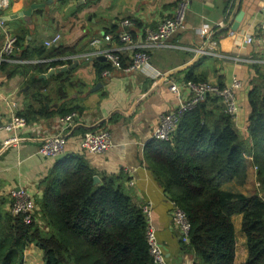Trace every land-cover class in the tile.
Returning <instances> with one entry per match:
<instances>
[{
	"label": "crops",
	"instance_id": "0c3cea01",
	"mask_svg": "<svg viewBox=\"0 0 264 264\" xmlns=\"http://www.w3.org/2000/svg\"><path fill=\"white\" fill-rule=\"evenodd\" d=\"M178 0H11L10 6L0 11V49L6 35H25L24 47L43 45L44 40L56 33H61L59 46L66 49V54L54 58L34 57L24 66L49 65L47 75L52 69L67 68L54 74H64L52 83L53 101L49 108L58 109L61 105L68 108L80 107L79 121L67 132L65 153L80 152L79 140L82 130L98 126L105 122L112 134L113 147L103 154H86L91 166L96 170L100 181L102 175H120L125 173L124 186L128 188L137 204L143 207L151 204L150 222L156 229L158 239L166 250L170 264H191L195 256L181 247L179 232L172 220V201L164 192L156 176L145 160V149L153 140V132L160 121V116L177 108L180 98L187 96L182 90L175 94L163 79H156L146 70L125 71L115 69L109 78L101 79L96 74L94 62L76 55L91 53V42L96 37H103L107 29L124 18L136 20L132 30L137 34L136 41H142L143 31L155 29L166 18L173 17L179 5ZM185 28L177 32L170 40V47L159 48L151 55V64L161 71H172L174 80H181L185 73L192 72L196 77L206 76L209 81L228 83L238 76L247 80L238 97L241 104L240 116L235 122L238 130L244 133L246 128V103L248 100L249 68L241 60L264 57V48L256 39L251 45L244 42L246 36L257 38L260 22L264 16V0H187ZM45 2L43 8L34 10L31 16L4 20V16L19 13L32 3ZM182 0H180V3ZM244 12L237 30H233L235 18ZM219 22L224 25L217 26ZM208 23L218 38L219 50L229 58L206 56L195 52L206 36L200 28ZM112 43L103 42L102 46ZM130 55L129 52L125 53ZM128 56V57H129ZM69 58V59H68ZM131 59V58H130ZM107 61V60H102ZM21 72L12 77L0 71V124L12 118L9 102L18 103L17 113L24 108L29 85L27 75ZM31 70L29 74H32ZM101 82L102 86L96 87ZM64 87L67 96L61 97L57 91ZM97 88V89H95ZM54 118L40 119L29 124L21 134L18 148H5L0 143V207L9 209V192L14 187H24L35 197L41 196L40 182L45 178L57 158H45L36 154L37 148L46 139L58 133V122ZM3 134L0 135V140ZM248 162V180L243 186L235 182L223 185L226 190L251 195L258 192L256 171L253 157H246ZM134 184H131V182ZM251 188L254 190L251 192ZM236 229L235 264H245L248 256L247 239L242 230V215H234ZM239 233V239L237 234ZM240 248L244 247V256L239 258ZM42 261L38 262L39 256ZM43 252L35 244H30L24 253V264H43Z\"/></svg>",
	"mask_w": 264,
	"mask_h": 264
},
{
	"label": "trees",
	"instance_id": "16d2710c",
	"mask_svg": "<svg viewBox=\"0 0 264 264\" xmlns=\"http://www.w3.org/2000/svg\"><path fill=\"white\" fill-rule=\"evenodd\" d=\"M178 4L180 0L175 7ZM129 19L133 26L137 25L135 19ZM133 26L129 27L130 32L137 40ZM120 31L117 23L106 34L120 44ZM222 34L218 32L213 38L218 41ZM16 37L14 58H54L67 52L63 47L48 48L44 44L24 47L25 35ZM128 56L120 54L122 68L131 64ZM93 62L100 79L104 78L105 70H114L109 61L94 58ZM50 64L0 65V71L8 77L20 70L28 77L26 84L30 87L25 105L17 113L28 124L82 112L78 106L48 107L53 101L52 83L65 75L40 78L48 72ZM244 64L249 68L244 133L225 113L221 99L207 95L194 109L182 114L171 139H153L145 149L150 170L190 221V241L182 242L181 247L194 254L195 264H235L237 240L233 216L237 214L242 215V231L247 239L245 264H264V64ZM31 70L33 73L29 74ZM183 78L209 81L191 71ZM214 83L225 85L221 79ZM57 92L62 98L67 96L64 87ZM105 124L103 121L82 132L108 130ZM86 154L82 150L65 153L50 168L40 182L41 196L36 197L40 212L37 222L27 224L23 216L0 207V264H24V253L30 244L42 250L43 264H154L146 237L148 218L124 186L125 173L102 175L101 181L95 182L97 172ZM248 155L257 166L258 192L247 195L224 189L227 182L240 186L247 183Z\"/></svg>",
	"mask_w": 264,
	"mask_h": 264
},
{
	"label": "built area",
	"instance_id": "2783aa9c",
	"mask_svg": "<svg viewBox=\"0 0 264 264\" xmlns=\"http://www.w3.org/2000/svg\"><path fill=\"white\" fill-rule=\"evenodd\" d=\"M11 0H0V11L10 6ZM187 0H182L173 17L166 18L159 23L157 28L148 29L143 33L142 41H136L130 32L133 22L129 18H124L119 22L121 31L119 33L120 44L114 42L111 35H104L103 37H96L91 44L94 51L82 55H76L74 59L83 57L86 60L92 61L94 58L104 56L115 69H122L125 71L146 70L156 79H163L170 85V90L175 94H180L181 89L187 91L185 98H180L177 108L167 111L160 116V121L153 132V138L161 141L171 139L173 133L176 131L179 119L186 111L194 109L199 102H201L207 95L217 96L221 99L224 106V111L232 117L234 122H237L240 116L241 104L238 94L243 88V81L238 76L226 83L223 87L212 81L195 82L192 80H174L172 71H161L151 64L152 53L159 49L170 47L169 40L180 30L185 28V15L187 11ZM224 25L219 22L217 26ZM208 23H204L200 28L201 35H205L204 42L197 48H192L197 53L206 56H217L220 58H229L219 50V42L213 38V32ZM258 40L264 48V16L259 25L257 38L254 36H246L244 42L251 45ZM17 37L13 34H7L0 49V65L4 62L13 64L28 63L26 59L14 58L16 52ZM103 42L112 43L110 46H102ZM61 43V34L56 33L51 38L44 40V46L51 48L59 46ZM129 52L132 62L126 67L122 68L120 64V54ZM260 59L241 60L240 58H232L237 61L245 63H261L264 64V57ZM69 59V58H68ZM105 78L111 76V71L105 70L103 72ZM12 118L0 124V135L3 134L0 143L5 148H18L21 145V134L29 125L26 118L18 117V103L15 101L9 102ZM80 115L76 112L59 116L58 133L49 137L41 144L36 154L45 158H57L62 156L67 146V132L72 128L76 121H79ZM79 145L82 151L87 154H103L113 147L112 134L109 130H88L79 140ZM254 170L257 172V166L253 164ZM131 184H134L132 181ZM11 203L9 205L10 212L15 215H21L27 224H32L39 220L40 212L35 195L29 192L26 188L14 187L9 192ZM143 211L148 218V228L146 232L149 252L153 257L154 264H170L166 255L164 246L160 243L156 229L150 222L151 204H145ZM172 220L177 228L180 239L184 243H189V234L191 229L190 221L186 213L180 209L172 201ZM191 264H195L192 262Z\"/></svg>",
	"mask_w": 264,
	"mask_h": 264
},
{
	"label": "water",
	"instance_id": "95a60500",
	"mask_svg": "<svg viewBox=\"0 0 264 264\" xmlns=\"http://www.w3.org/2000/svg\"><path fill=\"white\" fill-rule=\"evenodd\" d=\"M50 1L51 0H49V2ZM46 5H47V3H45V2L32 3L28 9L23 10V11H21L19 13H16V14L4 16L3 19L4 20H10V19L18 18V17L31 16L34 10L43 8ZM243 16H244V12L243 11H240L238 13V15L236 16V18H235L234 24L232 25L233 30H237L238 29V27L240 26V22L243 19ZM97 59H99V60H106V58L104 56L97 57ZM65 70H67V68H65V67L64 68H60V69H52V70H50V72L47 75L45 74V75H42L41 77L42 78H47V77H50V76H52L54 74L60 73V72L65 71ZM100 86H102V83L101 82H99L96 87H100ZM95 89H97V88H95ZM94 180H95V182H100L99 176L96 175L94 177Z\"/></svg>",
	"mask_w": 264,
	"mask_h": 264
},
{
	"label": "rangeland",
	"instance_id": "374dc122",
	"mask_svg": "<svg viewBox=\"0 0 264 264\" xmlns=\"http://www.w3.org/2000/svg\"><path fill=\"white\" fill-rule=\"evenodd\" d=\"M61 34V33H60ZM61 42H62V35H61ZM61 44V43H60ZM243 81V86L246 84V82H247V80L245 81V80H242ZM257 174V173H256ZM251 192H253L254 190L251 188ZM39 222H41V225H43V229L44 230H48V228L45 226V224L42 222V221H39ZM242 231V230H241ZM239 235V233L237 234V238L239 239L240 237L238 236ZM244 248V247H243ZM242 247L240 248V241H238V254H239V258L240 259H242L243 258V256H244V250H242L243 249ZM42 261V256L40 255L39 256V259H38V262H41Z\"/></svg>",
	"mask_w": 264,
	"mask_h": 264
}]
</instances>
